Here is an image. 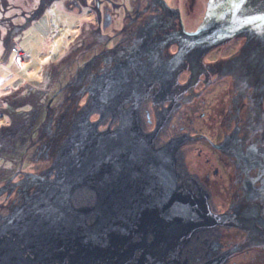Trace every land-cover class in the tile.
I'll use <instances>...</instances> for the list:
<instances>
[{
	"label": "water",
	"instance_id": "obj_1",
	"mask_svg": "<svg viewBox=\"0 0 264 264\" xmlns=\"http://www.w3.org/2000/svg\"><path fill=\"white\" fill-rule=\"evenodd\" d=\"M0 264H264V0H133L0 185Z\"/></svg>",
	"mask_w": 264,
	"mask_h": 264
},
{
	"label": "rangeland",
	"instance_id": "obj_2",
	"mask_svg": "<svg viewBox=\"0 0 264 264\" xmlns=\"http://www.w3.org/2000/svg\"><path fill=\"white\" fill-rule=\"evenodd\" d=\"M132 1L104 2L111 18L104 24L91 4L80 11L72 0H0V185L19 171L74 86L123 35ZM167 1L195 33L209 0Z\"/></svg>",
	"mask_w": 264,
	"mask_h": 264
},
{
	"label": "flooded vegetation",
	"instance_id": "obj_3",
	"mask_svg": "<svg viewBox=\"0 0 264 264\" xmlns=\"http://www.w3.org/2000/svg\"><path fill=\"white\" fill-rule=\"evenodd\" d=\"M73 1V8H75V7H77V8H79V10L81 11L82 10V8L86 5V4H91L92 6H93V13H94V15L96 14L97 16H96V22H100V23H108V24H110L111 23V18H110V15L108 14V10H109V6L108 5H104V2H108V0H106V1H104V0H72ZM170 7H171V5H170V3H169V1H167V0H164ZM81 4H85V5H81ZM108 4H110V3H108ZM108 6V7H107ZM86 7V6H85ZM172 8V7H171ZM173 9V8H172ZM107 10V11H106ZM174 10V9H173ZM175 11V10H174ZM206 11V10H205ZM104 12H106V13H104ZM177 14H178V16H179V12H176ZM204 16H205V13H204ZM204 16H203V18H202V20H201V22L199 23V26L201 25V23H202V21H203V19H204ZM180 17V20H181V22H182V24H183V28H184V32L185 33H191V32H193V30L192 31H189V30H187L186 29V27H185V25H184V22L182 21V18H181V16H179ZM199 26L196 28V30H194V31H197L198 30V28H199Z\"/></svg>",
	"mask_w": 264,
	"mask_h": 264
}]
</instances>
